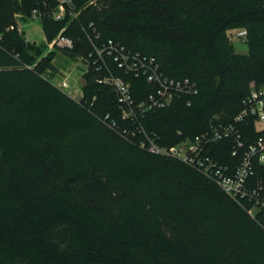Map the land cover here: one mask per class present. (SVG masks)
I'll list each match as a JSON object with an SVG mask.
<instances>
[{
  "label": "trees",
  "instance_id": "obj_1",
  "mask_svg": "<svg viewBox=\"0 0 264 264\" xmlns=\"http://www.w3.org/2000/svg\"><path fill=\"white\" fill-rule=\"evenodd\" d=\"M44 1L0 0V264H264V214L253 218L196 169L111 129L103 118L118 116L117 95L93 70L81 103L43 76L57 73L61 50L44 55L9 28ZM74 1L80 13L65 34L76 45L62 50L72 60L92 50L95 28L97 44L120 42L197 82L191 105L175 99L143 119L160 144L235 116L251 86H264V0ZM40 23L50 40L68 24ZM233 28L248 30V54L229 40ZM116 72L137 100L154 88ZM246 131L259 134L256 123Z\"/></svg>",
  "mask_w": 264,
  "mask_h": 264
},
{
  "label": "built area",
  "instance_id": "obj_2",
  "mask_svg": "<svg viewBox=\"0 0 264 264\" xmlns=\"http://www.w3.org/2000/svg\"><path fill=\"white\" fill-rule=\"evenodd\" d=\"M78 10L74 0H45L42 6L31 11L29 16L16 14L17 24L9 29H17L23 33L20 20L41 21L47 17L55 21H67L58 35L47 41L49 52L53 50L71 51L75 49V39L66 35L69 22L78 18ZM94 23L90 24L92 28ZM228 35L241 41L248 38L246 28H233ZM97 30L87 33L92 50L88 55H81L78 64L82 73L93 70L99 83L110 86L117 95L119 102L118 116L108 113L103 121L120 136L127 140L137 141L147 151L167 156L184 162L210 179L240 204L253 218L264 214V86L252 85L249 95L243 100V107L233 117L214 118L209 126L194 135L185 137L177 143L160 144L158 136L151 134L143 124V119L151 112L170 106L175 99L187 98L191 105V97L199 93L196 81L189 77L171 78L161 69V63L154 56L133 51L120 42L112 39L97 44ZM34 69L35 65H26ZM117 69L138 77H145L154 85L153 90L141 100L133 94L132 85L116 72ZM48 69L43 76L62 92L78 102L84 98L83 86L71 85L67 78L58 81ZM252 123L257 124L256 137L247 136ZM181 134V132H180ZM222 150L224 153L218 151ZM230 154V160H225ZM224 157V159H223Z\"/></svg>",
  "mask_w": 264,
  "mask_h": 264
},
{
  "label": "rangeland",
  "instance_id": "obj_3",
  "mask_svg": "<svg viewBox=\"0 0 264 264\" xmlns=\"http://www.w3.org/2000/svg\"><path fill=\"white\" fill-rule=\"evenodd\" d=\"M20 26L23 28V35L26 38L27 42L35 43L37 47L40 48L44 55L49 53V46L47 41H51L48 36L45 34L44 29L40 21H30L27 18H22L20 20ZM228 35V31H227ZM229 40L234 44L235 50L240 54H248L249 46L246 42L236 39L232 36H229ZM38 48V49H39ZM43 48V49H41ZM51 52V51H50ZM40 58V57H39ZM54 62L58 68L57 77L53 78L54 81H58L63 77L67 78L71 85L76 84L78 87H82L86 80L83 75L82 66L78 64L77 60H72L68 54L64 51H57L56 57L54 58ZM259 129L264 128V123L258 124Z\"/></svg>",
  "mask_w": 264,
  "mask_h": 264
},
{
  "label": "water",
  "instance_id": "obj_4",
  "mask_svg": "<svg viewBox=\"0 0 264 264\" xmlns=\"http://www.w3.org/2000/svg\"><path fill=\"white\" fill-rule=\"evenodd\" d=\"M83 77H84L85 79H87V78H88V73H84Z\"/></svg>",
  "mask_w": 264,
  "mask_h": 264
}]
</instances>
